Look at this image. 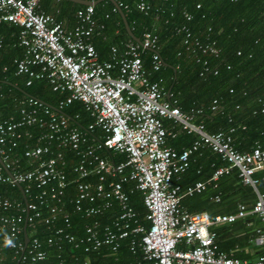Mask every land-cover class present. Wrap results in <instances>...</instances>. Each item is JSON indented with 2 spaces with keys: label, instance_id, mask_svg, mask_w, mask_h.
<instances>
[{
  "label": "built area",
  "instance_id": "built-area-1",
  "mask_svg": "<svg viewBox=\"0 0 264 264\" xmlns=\"http://www.w3.org/2000/svg\"><path fill=\"white\" fill-rule=\"evenodd\" d=\"M126 2L116 4L128 10ZM135 8L143 15L151 11L142 0ZM92 15L93 5L79 9L76 25L68 30L40 8L39 0H0V25L20 28L18 46L22 53L14 60L15 75L26 76V86L46 80L52 92L65 95L55 108L28 97L20 102L18 120L0 119V184L20 186L24 200L22 203L0 196V264L6 251L26 264L44 262L47 254L35 227L37 223L48 226L57 218L62 219L64 227L54 231L55 238L45 240L48 247L66 243L71 252L87 255L105 249L116 256L121 242L130 239L131 252L139 248L142 259L151 264H264V252L252 261L223 252L213 230L248 215L264 223V193L258 191L254 178L256 171L264 169V147L256 144L248 152H238L232 146L234 128L210 133L202 121H197L202 109L182 112L171 102L170 94L166 99L161 80H150L141 59V53L149 51L152 71L157 72L162 65L157 37L152 33L144 32L138 43L126 41L120 53L111 47V60L99 61L92 43L98 26ZM185 19L190 21V15ZM181 31L185 34L183 44L188 45V29ZM194 47L202 56L217 57L219 53L212 43L195 41ZM197 62L202 65L201 77L218 74L207 60ZM73 102L82 105L92 119L90 124L80 127L62 113ZM209 110L218 112L219 102L213 100ZM31 127L41 133L34 146L24 143L23 157L31 164L23 171L9 155L19 141L32 138L26 130ZM238 127L244 129L243 125ZM174 130L194 135V140L180 150L169 147L167 140L176 136ZM204 151L219 157L223 165H212L213 172L207 179L184 189L174 184L173 179L184 175L195 156ZM118 156L124 159L112 160ZM233 171L240 184L254 192L249 210L239 204L234 214L210 217L182 206L183 198L216 188L219 179ZM69 187L74 192L69 199L73 211L81 219L90 220L79 236L67 231L70 222L65 198ZM134 191L141 194L147 228L130 205L129 196ZM212 200L217 203L220 199L216 195ZM112 209L117 214L109 222L97 219ZM253 242L264 250V230H255ZM54 264L64 263L58 260ZM72 264H89V260L73 258Z\"/></svg>",
  "mask_w": 264,
  "mask_h": 264
},
{
  "label": "trees",
  "instance_id": "trees-1",
  "mask_svg": "<svg viewBox=\"0 0 264 264\" xmlns=\"http://www.w3.org/2000/svg\"><path fill=\"white\" fill-rule=\"evenodd\" d=\"M138 1L140 0H127L128 10L122 9V12L136 39H140L144 32H150L157 37V53L162 61L157 72L151 69L152 53L149 51L141 53L142 63L144 69L150 74V80L160 79L164 91H169L171 102H175L182 112L202 109L203 114L197 118V121H202L208 132L215 133L234 128L232 146L238 152L244 150L243 145H240L241 149L234 144L236 142L245 145L254 142L264 144V137L260 138V134L264 135V113H261V110H264V0H142L150 5L151 11L148 15H143L136 10L135 4ZM67 5L73 6L75 16L79 9L85 8L70 2H67ZM113 8L108 1L99 2L93 6L92 18L98 26L103 27L102 36L105 39L108 38L109 43H113L117 48L131 38L126 34L121 17L117 11H113ZM186 14L190 15V21H186ZM182 28L188 29L190 34L188 45L183 44L185 34L181 31ZM19 31L20 28L12 24L0 25L1 120H18L20 102L28 97L39 100L50 108H55L57 103L65 97L64 94L52 92L46 80H35L30 86H26V76L15 75L14 60L19 59L22 53L18 46ZM195 41L202 44H214V48L219 52L218 56H202L194 47ZM94 47L96 52L101 53L95 44ZM99 59L102 61L101 56ZM197 59L207 60L208 66L212 69L216 68L218 74L216 76L207 74L201 77L202 65L201 62H197ZM213 100L219 102V110L216 113L209 110ZM243 111H246L245 117H242ZM62 113L70 119V122H75L80 127H85L92 122L79 102L68 105ZM76 115L77 120L74 118ZM240 125H243L244 129L238 127ZM26 130L32 138L19 141L17 148L13 149L9 155L16 162L17 167L23 171L29 169L31 164L23 157L24 143L29 147L34 146V140L41 133L36 127ZM95 133L100 135L98 130ZM193 140L194 135L181 132L174 139L168 138V145L179 150ZM101 155L108 157L107 154ZM213 157L216 158L213 159ZM118 158L123 160L124 156H118L112 160L116 161ZM206 159L214 168L223 165L216 155L210 154ZM200 177L201 175H196L193 181L199 180ZM233 177L236 182L238 180L236 173H233ZM182 178L183 175L178 180L174 178L173 182L177 181L181 184ZM228 193L223 194L222 201ZM73 194L72 188L69 187L65 198V211L70 222V228L67 231L79 236L83 226L90 220L81 219V216L73 211L69 204ZM0 196L22 203L24 201L18 188H11L7 184H0ZM195 198L199 197L192 199ZM129 201L138 221L147 228L146 211L141 194L134 191L129 196ZM116 214L117 210L112 209L104 217L97 219L101 223L109 222ZM42 216H46L45 210ZM61 227H64L61 218H57L48 226L36 224L35 234L42 241L47 254L46 260L39 264H54L58 260H62L64 264H72L73 258H87L89 264H151L142 259L139 248L131 252L130 239L121 242L116 256H110L105 249L98 254L92 252L87 255L78 250L71 252V247L66 243L48 247L45 240L49 237L55 238L54 231ZM136 239L139 241V236ZM1 264L26 263L18 261V256L13 258L12 252L6 251L4 262Z\"/></svg>",
  "mask_w": 264,
  "mask_h": 264
},
{
  "label": "crops",
  "instance_id": "crops-1",
  "mask_svg": "<svg viewBox=\"0 0 264 264\" xmlns=\"http://www.w3.org/2000/svg\"><path fill=\"white\" fill-rule=\"evenodd\" d=\"M102 1H107V0L92 1L95 3L93 6H96L99 2ZM67 2H70L74 5H81L70 0H40V8L46 14L53 17L55 21L62 23L65 29L70 30L76 25L75 22L76 16L74 15L73 6H68ZM96 25L98 26V24ZM102 32H103V28L100 29L98 26L96 34L92 38V43H94L95 46H97L101 51V53L97 52L98 59L101 56V60H102L101 62L110 61L111 53L109 49L111 48V46H115V45L113 43L110 44L109 43L110 40L108 38L105 39L102 36ZM122 45L120 47H117L119 53L122 51L123 48ZM168 94L169 91L166 92V99L168 98L167 96ZM246 111H243L241 113L243 115L242 117H245ZM165 125L169 127L168 122ZM174 132H176V136L179 133H181L178 132V130H174ZM176 136L174 138H176ZM262 137H264V135L260 134V138ZM168 144L169 143L167 140V145ZM234 144H236L237 146L243 145L242 147L244 151L242 152L250 151V149L256 144H260L261 146L264 147V144H261L260 142H254L249 145H245L240 142H236ZM168 146L172 147L170 145ZM187 146L183 145V147H181L180 149ZM242 147L240 146L241 149ZM210 154L212 153L209 151H204L201 156H195L194 162L191 163L190 168L183 175L182 183L180 184L177 181H174L173 183L178 184L182 189H184L186 186L195 182L193 181V179H195L196 175H201L199 179L200 181L207 179L213 172L212 163H209V161L206 159V157ZM214 158L216 157H213V159ZM116 161H122V160L118 158V160ZM198 169L200 170L199 174L196 173ZM233 173L235 172L233 171L232 174L228 175V177L227 176L221 177L217 182L216 188H209L206 191H204L202 194H200L201 196L195 195L192 197V198L199 197L198 199L183 198L182 206L187 210H191L190 212H205L210 217L234 214L237 211V206L239 204H243L249 210L255 200L254 192L252 188L241 185L239 180L235 182ZM254 178L257 179L258 181L257 183L258 191L264 193V169L256 171L254 174ZM196 181H198V179ZM224 193L225 195L228 193V196H226L225 199L222 201V196ZM216 195H218L220 199L219 202L217 203L212 200V198ZM256 229L264 230V223L254 215H248L244 219H238L233 224H222L220 226H217L216 228H213V230L217 234L216 242L220 250L228 253L234 258L247 260V261H252L257 259L264 252L262 247L257 246L253 242ZM180 246L182 247L181 249L185 248L184 245H180Z\"/></svg>",
  "mask_w": 264,
  "mask_h": 264
},
{
  "label": "water",
  "instance_id": "water-1",
  "mask_svg": "<svg viewBox=\"0 0 264 264\" xmlns=\"http://www.w3.org/2000/svg\"><path fill=\"white\" fill-rule=\"evenodd\" d=\"M70 1H73V2H75V3H77V4L85 5V6H88V5H94V4H95L94 2H89V1H85V0H70ZM107 1H110V2L112 3L113 7H114V8L116 9V11L118 12L119 16L121 17L122 23H123V25H124L125 31L127 32L128 36H129L133 41H135V42L138 43L139 40L136 39V38L133 36V34H132V32H131V30H130L128 24H127V21H126V19H125V17H124V14H123L122 10L118 8V6H117V4H116L115 1H113V0H107ZM6 173H8V171H6ZM8 174H9V173H8ZM18 189H19L20 191L22 190L20 186H18ZM24 237H25V242H27V241H28L27 236L25 235Z\"/></svg>",
  "mask_w": 264,
  "mask_h": 264
}]
</instances>
